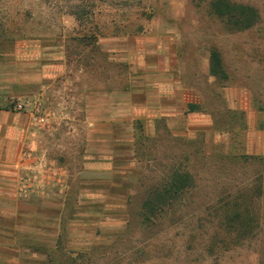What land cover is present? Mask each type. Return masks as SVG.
Returning a JSON list of instances; mask_svg holds the SVG:
<instances>
[{"label": "rangeland", "instance_id": "rangeland-1", "mask_svg": "<svg viewBox=\"0 0 264 264\" xmlns=\"http://www.w3.org/2000/svg\"><path fill=\"white\" fill-rule=\"evenodd\" d=\"M210 1L0 0V264H264V0L248 32Z\"/></svg>", "mask_w": 264, "mask_h": 264}, {"label": "trees", "instance_id": "trees-1", "mask_svg": "<svg viewBox=\"0 0 264 264\" xmlns=\"http://www.w3.org/2000/svg\"><path fill=\"white\" fill-rule=\"evenodd\" d=\"M209 7L212 14L217 19L221 20V22L224 23L225 28L230 31H252L260 22L261 13L259 8L255 4L249 2L237 0H211ZM71 13L79 22L86 20V16L82 14L79 6H77V9L71 11ZM208 71L209 75L213 76L220 82L228 80V73L223 64V56L221 55V50L218 47H213L210 50ZM200 109V105L198 104H189V111L191 112L198 111ZM225 111L231 113L234 110L226 109ZM239 113L243 115L242 111H239ZM164 131H167V129L164 128ZM133 132L136 147L140 148L146 146L145 141L150 136L145 134L143 126L141 124H139L138 127L134 126ZM136 151H138L137 148ZM184 159L188 160L189 156H184ZM194 180L193 171L189 169L188 166L183 165V163L175 161L166 173V180L159 185L161 186L162 191L157 192L158 189L155 188V194H152L154 196L148 198L149 200L145 201V205H148L150 213L155 214L156 211H159L164 207L163 205L165 204V201L163 197L174 199L181 196L193 187Z\"/></svg>", "mask_w": 264, "mask_h": 264}, {"label": "crops", "instance_id": "crops-1", "mask_svg": "<svg viewBox=\"0 0 264 264\" xmlns=\"http://www.w3.org/2000/svg\"><path fill=\"white\" fill-rule=\"evenodd\" d=\"M262 133L264 134V131H262ZM260 136L262 138L264 137V135H260ZM261 149L262 150L264 149V139L260 141L258 152H260ZM1 184H2V127L0 126V190H1Z\"/></svg>", "mask_w": 264, "mask_h": 264}, {"label": "built area", "instance_id": "built-area-1", "mask_svg": "<svg viewBox=\"0 0 264 264\" xmlns=\"http://www.w3.org/2000/svg\"><path fill=\"white\" fill-rule=\"evenodd\" d=\"M18 107L21 108V104H18Z\"/></svg>", "mask_w": 264, "mask_h": 264}]
</instances>
